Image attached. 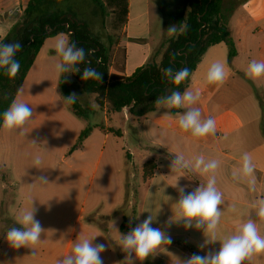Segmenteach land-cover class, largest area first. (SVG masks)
I'll return each instance as SVG.
<instances>
[{"label": "crops", "instance_id": "crops-1", "mask_svg": "<svg viewBox=\"0 0 264 264\" xmlns=\"http://www.w3.org/2000/svg\"><path fill=\"white\" fill-rule=\"evenodd\" d=\"M29 1L0 0V40L17 23ZM80 1L83 0H64L54 8L67 10L70 7L94 33L102 28L109 34H118L109 44L114 45L112 64L120 73L130 76L154 58L155 49L163 43L159 37L164 28L163 15L157 3L166 0H127V15L123 24L115 20L113 13H109L105 25L100 27L97 26L100 15L96 14L95 8L85 11L84 7L82 10ZM245 2L235 8L229 22L237 55L229 62L227 45H213L190 76L187 88L201 92L195 107L200 109L202 119L212 117L216 121V134L201 139L182 133L177 120L165 109H157L140 119L129 116L128 108L122 112L109 111L108 117L107 103H104L105 114L99 118L95 115L98 110L93 108L89 117H97L100 121L95 122L82 145L72 150L83 130L78 123L75 124L76 115L62 99V77L57 78L51 56L55 36L45 40L21 86L23 92L20 99L32 108L33 117L46 121L41 125L29 122L26 136H41L55 149L54 153L41 156L43 163L40 168L33 167L35 156L27 155L26 167H21V173L9 177L0 171L3 189L0 193V214L6 211L9 223L4 230L0 229V264H57L70 252L78 237L94 235H98L94 244L106 245V250L101 253L103 264H119L125 254L118 246L120 234L112 229V222L121 234H126L150 214L155 218L152 227L164 231L171 237L172 243L161 245L154 255L143 262L136 261V264H177V259L185 260L193 254L203 256L218 251L219 241L200 247L206 239L203 230L194 227L185 229L183 221L170 226L166 223L174 215L175 203L179 199L176 188L171 186L176 182L177 174H172L170 170V163L177 153H183L190 160L203 154L207 160L220 161L216 172L217 187L223 193L225 202L220 206L223 214L217 240L234 234L247 218L257 219L251 205L256 199L264 197V121L250 125L231 113L226 104H216V96L229 91L225 87L230 78L239 75L249 79L245 75L249 62L253 59L264 61V39L260 36L264 34V6H248ZM119 49L121 56L118 59ZM214 62L225 64L228 71L227 79L219 87L205 83L207 71ZM63 80L67 87H74L77 81L73 74L64 76ZM259 80H264V77ZM256 87L261 89L263 85L257 84ZM49 101L55 104L43 106V102ZM217 109L222 111V119L214 114ZM114 126L117 132L110 130ZM8 139L13 151L12 143L16 135L1 129L0 141ZM29 142L26 143L27 151ZM245 152L251 155L255 166V192H250L245 182L233 180L231 175L233 169L240 166ZM149 161L155 164L154 173L144 179L143 167ZM40 176H46L49 184L41 186L36 181ZM206 180L207 177L186 172L179 178L178 185L187 186V192L200 183H206ZM31 206L36 209L35 219L45 230L34 256L33 249H14L6 240L7 230L12 224L9 220L15 222L20 211ZM257 223L264 234V223ZM124 224L127 226L125 232L121 229ZM250 264H264V255L253 257Z\"/></svg>", "mask_w": 264, "mask_h": 264}, {"label": "clouds", "instance_id": "clouds-1", "mask_svg": "<svg viewBox=\"0 0 264 264\" xmlns=\"http://www.w3.org/2000/svg\"><path fill=\"white\" fill-rule=\"evenodd\" d=\"M187 25L169 26L167 35L176 37L187 31ZM52 48L55 55L54 72L57 78H63L66 74H81L83 81H102V74L96 68L89 66L81 69L80 65L85 64L86 58L94 54V49L85 50L78 47L75 41L70 39V34L63 32L53 37ZM22 50L19 42H0V70L5 76L15 78L20 70V63L15 58ZM100 61L97 60V63ZM163 75L173 85L179 86L190 76L188 67L174 69L168 67L163 69ZM245 75L252 81H257L264 77V61L251 60L245 70ZM228 77L225 64L214 62L207 71L205 83L209 85L221 86ZM23 88L17 91V98L2 114V124L0 129L5 132L18 131L19 135L25 136L28 132L27 125L33 116V110L20 99ZM201 92L199 89L193 91L186 88L184 91L173 90L168 95L159 96L154 101L157 109L167 110V114L174 116L177 120L179 130L182 133H190L193 138L201 139L209 135L216 134V121L212 117L202 119V113L195 107L199 101ZM66 103L71 105L76 103L78 97L75 93L64 97ZM95 106V105H93ZM179 109L186 111L180 112ZM171 110H177L172 113ZM34 144H36L33 141ZM161 146H164L161 144ZM43 160L37 155L33 160V167L40 168ZM220 167L217 159L207 160L203 154L194 159H186L183 153L175 154V158L170 163L172 174H177L176 182L171 186L176 188L179 199L175 203L174 215L166 222L167 225L184 222L185 229L195 228L203 230L206 237L205 245L220 242L218 251L209 252L203 256L193 254L185 260L177 259V264H245L252 261L253 257L264 255V234L261 233L257 221L264 223V197L256 199L251 207L257 219L247 218L241 222L237 231L222 239L217 240V232L220 219L223 214L220 206L224 204L223 193L217 187L216 172ZM186 172H192L202 177H207L206 183H200L192 191L186 192L187 186H179L178 180L185 176ZM233 180L245 182L250 192L256 191L257 177L252 157L245 152L241 158L238 168L233 169ZM41 186L49 184L46 176H40L36 180ZM169 199H171L169 197ZM33 204V201H32ZM235 211V208L232 209ZM36 209H22L15 219V224L20 227H10L6 233V240L14 249L27 247L33 249V256L36 254L35 248L41 242V234L45 231L39 220L35 219ZM154 217L150 214L142 223L131 228L126 234H121L115 227V222L111 224L112 229L120 234L119 244L121 251L125 254L124 259L119 264H136V261L143 262L157 252L161 245L172 243L171 237L167 236L160 228H153ZM98 235L78 239L72 244L70 252L65 255L57 264H103L101 253L106 250L103 243H93Z\"/></svg>", "mask_w": 264, "mask_h": 264}, {"label": "trees", "instance_id": "trees-1", "mask_svg": "<svg viewBox=\"0 0 264 264\" xmlns=\"http://www.w3.org/2000/svg\"><path fill=\"white\" fill-rule=\"evenodd\" d=\"M64 0H30L22 16L9 33L0 42L22 44V50L16 55L20 63V70L15 78H9L0 70V124L2 114L17 97L30 68L34 64L45 40L58 33L70 34V39L78 47L86 51L94 49L93 55L86 58L81 69L89 66L96 68L102 74V81H83L81 74H73L82 90L94 94L98 105L107 103L109 111L121 112L128 108L131 116L142 118L157 110L154 101L157 97L168 95L173 90L184 91L192 72L202 57L213 45L224 43L228 47L229 62L237 55L236 44L231 35L229 22L237 3L227 0H181V6L174 16L177 28L186 24L187 31L176 37H168L155 52L154 58L145 65L138 67L130 76L120 73L116 68L111 71L112 54L110 49L100 40L90 28L89 24L80 19L70 9L56 10L54 6ZM100 9L108 8L114 14L115 20L123 24L127 15V0H92ZM97 60L100 62L97 63ZM173 67L179 69L188 67L189 78L179 86L173 85L163 75V69ZM63 94H72L63 78L60 81ZM76 116L87 118V109L77 99L70 105ZM177 110H171L175 113ZM179 111V110H178ZM1 130V129H0ZM91 128L83 130L72 150L82 145L84 139L90 135ZM155 164L149 161L144 164L143 178L153 176ZM12 222L11 227H20ZM126 224L122 225L123 232Z\"/></svg>", "mask_w": 264, "mask_h": 264}, {"label": "rangeland", "instance_id": "rangeland-1", "mask_svg": "<svg viewBox=\"0 0 264 264\" xmlns=\"http://www.w3.org/2000/svg\"><path fill=\"white\" fill-rule=\"evenodd\" d=\"M88 1V2H86ZM227 1H233L234 3L239 2L240 0H227ZM62 3V2H61ZM88 3V4H86ZM182 1L181 0H166L162 3H157L158 7L160 9V12L163 15L164 20V28L163 32H161V35L159 37V41H164L169 36L167 35V29L169 26L176 25V18L174 16L175 11L181 6ZM248 4V6H256V7H263L264 6V0H246L245 2ZM137 2L135 4V8H137ZM79 5L82 6V10L85 7L89 11L91 7L95 8V12L97 15H100L97 17L99 21L101 20V23L97 21V26L100 27L102 24L105 25V21L107 20V16L109 13H112L108 8L100 9L92 0H83L82 2H79ZM141 4H139L140 7ZM239 5V4H238ZM237 5V7H238ZM69 6V5H68ZM236 7V8H237ZM55 9V8H54ZM67 9H70L68 7ZM84 11V12H85ZM234 12V11H233ZM82 14V13H81ZM233 14V13H232ZM110 22V21H109ZM99 30L96 35L99 36L100 40L110 49V54L113 55V44H109L110 42H113L118 36V34L115 33H107L102 28H98ZM160 33V32H159ZM158 33V35H159ZM157 35V36H158ZM260 36L264 39V34L261 33ZM224 45V44H223ZM159 47V45H158ZM158 47L155 49L154 52L157 51ZM55 53H51V56H54ZM121 56V50L119 49L117 51V58ZM119 61V60H118ZM113 63V61H111ZM112 67L117 69V66L112 64ZM119 68V67H118ZM118 70V69H117ZM70 76V74H66L65 77ZM76 81V80H75ZM257 84H262L263 87L261 89H258L256 87ZM257 84L255 82L250 81L249 79H246L245 77H241L237 75L235 78H230L229 82L226 84L225 87L226 90H229L228 92H222L221 94H218L216 97L218 98L216 101V104L219 106L220 104H226V108L231 111V113L236 114L240 119L243 120V122H248L250 125H258L260 122L264 121V80L257 81ZM69 90L72 91V93H75L78 97V100L83 104L84 108L87 109L88 114L93 113V108H96L98 110V113L95 114L97 117L101 118V115H104V104L98 105L96 102V98L94 94H89L84 92L81 88H79V83L76 81L74 84V87L70 86L68 87ZM64 94H62V99L66 105L69 106V104L66 103ZM24 102V101H23ZM261 102L263 104H261ZM55 103L48 102L44 103V105L52 106ZM95 105V106H93ZM126 109V108H125ZM162 109V108H161ZM160 109V110H161ZM107 113L106 115L109 117V106L107 104ZM124 110V109H123ZM122 110V111H123ZM121 111V112H122ZM126 111V110H125ZM129 111V109H128ZM129 116L131 114L128 112ZM215 115H219L220 119L224 117L222 111L217 109L214 113ZM121 116V115H120ZM226 116L229 120V114L227 113ZM92 118V117H77L74 116L75 124L78 123V125L81 126L82 130H85L86 128H92L95 122H99L100 120L98 118ZM123 117V116H121ZM234 120V119H232ZM123 121V120H122ZM41 118L37 117H31L30 123L34 125H41L45 123ZM112 122V121H111ZM77 125V124H76ZM114 132H117L118 130L114 126V128H110V130H113ZM248 133L250 131H247ZM16 135V140L13 141V151L11 148L10 140L0 141V171L3 175L6 174L9 177L15 176L17 173H21V167H26V157L27 155H33V156H42L47 155L50 153H54L55 146L50 144L47 139L42 138L41 136H35V137H28L19 135L18 131L13 132ZM101 133V132H100ZM255 134V131H253ZM9 135V134H8ZM9 138V136H7ZM6 137V138H7ZM113 137V136H112ZM260 137V136H258ZM29 142V151L26 149V143ZM33 141L36 143L34 144ZM12 158L14 162L12 161ZM2 182L0 178V193L3 191L2 189ZM2 216L0 219L2 220V225H0V229L4 230L6 226L9 224L6 219L8 217L6 211H2L0 214Z\"/></svg>", "mask_w": 264, "mask_h": 264}]
</instances>
